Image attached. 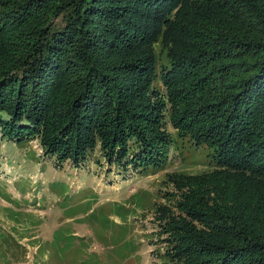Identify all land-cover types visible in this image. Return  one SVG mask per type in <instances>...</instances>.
<instances>
[{
	"label": "trees",
	"instance_id": "obj_1",
	"mask_svg": "<svg viewBox=\"0 0 264 264\" xmlns=\"http://www.w3.org/2000/svg\"><path fill=\"white\" fill-rule=\"evenodd\" d=\"M177 1L0 0V138L38 134L74 164L97 148L109 165L154 164L167 112L215 166L170 176L166 254L264 264V0ZM163 27L166 93L152 101Z\"/></svg>",
	"mask_w": 264,
	"mask_h": 264
},
{
	"label": "rangeland",
	"instance_id": "obj_2",
	"mask_svg": "<svg viewBox=\"0 0 264 264\" xmlns=\"http://www.w3.org/2000/svg\"><path fill=\"white\" fill-rule=\"evenodd\" d=\"M183 3L176 4L181 11ZM196 5L198 11L199 0ZM160 33L151 45L157 58L152 101L157 88L166 93L161 73L172 48L164 42L166 27ZM164 114L161 131L172 143L161 145L163 160L154 164L109 165L99 148L74 164L46 154L38 134L1 137L0 264H173L157 218L165 208L179 212L170 176H202L215 165L208 148L180 134Z\"/></svg>",
	"mask_w": 264,
	"mask_h": 264
}]
</instances>
